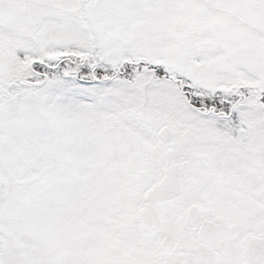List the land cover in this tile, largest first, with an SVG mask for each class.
Wrapping results in <instances>:
<instances>
[{
    "label": "snow or ice",
    "instance_id": "obj_1",
    "mask_svg": "<svg viewBox=\"0 0 264 264\" xmlns=\"http://www.w3.org/2000/svg\"><path fill=\"white\" fill-rule=\"evenodd\" d=\"M0 264H264V0H0Z\"/></svg>",
    "mask_w": 264,
    "mask_h": 264
}]
</instances>
